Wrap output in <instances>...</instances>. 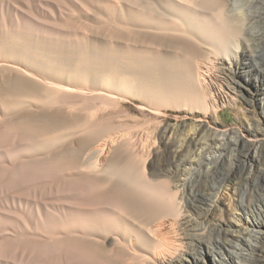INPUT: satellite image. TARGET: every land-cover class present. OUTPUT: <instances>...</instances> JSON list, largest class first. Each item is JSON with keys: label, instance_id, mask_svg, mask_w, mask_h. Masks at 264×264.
<instances>
[{"label": "bare ground", "instance_id": "obj_1", "mask_svg": "<svg viewBox=\"0 0 264 264\" xmlns=\"http://www.w3.org/2000/svg\"><path fill=\"white\" fill-rule=\"evenodd\" d=\"M238 72L264 90V0H0V264H264V168L119 102L215 114Z\"/></svg>", "mask_w": 264, "mask_h": 264}, {"label": "rangeland", "instance_id": "obj_2", "mask_svg": "<svg viewBox=\"0 0 264 264\" xmlns=\"http://www.w3.org/2000/svg\"><path fill=\"white\" fill-rule=\"evenodd\" d=\"M98 24L104 25V23ZM199 59L201 61L206 60L203 56ZM213 60H215V64H219L216 59ZM213 71L216 72L214 73L215 76H223L220 69H214ZM242 76L248 78L252 84L245 83L240 87L232 83L236 87V92L233 94L235 99L229 102L224 101L215 114L206 112L201 108H189L188 106H181L178 109L174 107L156 109L135 96L120 97L119 102L128 111L125 115V121L130 132L137 131L143 126L146 129L147 125L150 127L156 121H160L162 124L177 125L184 131L189 128L201 127L205 134L204 143L208 145L205 154L207 157L210 155V164L205 161L207 162L205 168L214 167L220 172H227L232 163L242 167V160L244 159L256 166L259 165L260 168H264V165H262L264 157L253 155L256 146L264 145V114L259 107L260 102L263 100L264 90H259L257 86L259 82L251 74L238 72L234 75L235 80H238V82L242 80ZM221 84L223 88H226L225 80H222ZM148 121L151 122V125ZM206 132L222 134L223 136L219 140L221 144L217 146L216 144H219V142L212 139L209 133ZM214 145L215 147H213ZM212 147L213 150L209 149ZM207 151H209L208 155ZM246 153L249 156L245 155ZM156 161L157 159L154 157V163ZM203 164L199 163L195 169L202 170L204 168ZM260 244L264 247V242Z\"/></svg>", "mask_w": 264, "mask_h": 264}]
</instances>
